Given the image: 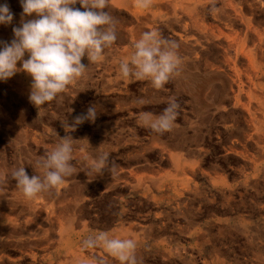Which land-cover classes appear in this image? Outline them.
I'll return each mask as SVG.
<instances>
[{"label": "rangeland", "instance_id": "1", "mask_svg": "<svg viewBox=\"0 0 264 264\" xmlns=\"http://www.w3.org/2000/svg\"><path fill=\"white\" fill-rule=\"evenodd\" d=\"M191 1L147 0L148 7H138L137 0H108L116 41L82 79L40 109L29 101L28 74L0 82V264H119L99 247H83L101 231L134 238L137 264H264V110L254 118L245 105L221 98L216 88L225 42L212 37L195 56L199 34ZM259 1L245 8L253 27L264 30ZM0 2L14 14L11 25H0V42H10L22 7L20 0ZM223 2L205 4L200 19L216 33H231L219 15ZM151 29L178 45L179 67L161 89L118 72L133 41ZM170 100L178 104L170 130L143 126L142 113L158 116ZM92 106L98 108L94 122L67 127ZM68 135L75 139L76 172L38 194L42 200L25 198L12 170L22 165L30 176L38 174L35 161ZM104 154L99 172L83 158ZM53 191L59 203L49 210L43 200ZM81 210L87 226L76 221ZM12 216L18 228L6 220ZM27 233L37 242H27ZM63 236L72 255L59 248Z\"/></svg>", "mask_w": 264, "mask_h": 264}, {"label": "clouds", "instance_id": "2", "mask_svg": "<svg viewBox=\"0 0 264 264\" xmlns=\"http://www.w3.org/2000/svg\"><path fill=\"white\" fill-rule=\"evenodd\" d=\"M79 2L81 8L74 5ZM20 25L13 28L14 38L0 42V82L17 73L31 77L29 101L38 109L56 100L70 85L82 79L88 66L104 59L105 49L116 41V21L106 8L108 0H20ZM138 7H148L147 0H137ZM83 9V10H81ZM28 17H33L27 19ZM14 20L9 5L0 2V25ZM132 53L121 59L119 75L125 79L147 80L154 89H161L177 71L180 57L178 45L161 37L156 29L144 31L133 41ZM27 55V58H25ZM87 58L88 64L83 63ZM178 104L170 100L158 116L142 113L143 126L163 133L172 128ZM97 106L89 107L86 115L67 125L72 131L85 120L95 121ZM71 135L61 137L46 154L33 165L38 174L29 175L24 166L14 168L11 177L28 199L61 185L65 177L76 172ZM81 151L85 150L83 147ZM93 171H103L107 154L90 158L85 155ZM85 249L101 248L119 264H137V241L101 231L83 241Z\"/></svg>", "mask_w": 264, "mask_h": 264}, {"label": "bare ground", "instance_id": "3", "mask_svg": "<svg viewBox=\"0 0 264 264\" xmlns=\"http://www.w3.org/2000/svg\"><path fill=\"white\" fill-rule=\"evenodd\" d=\"M211 1L214 0L191 1L196 16L195 28L199 34L195 35V56L200 58L201 49L210 38L223 39L224 62L218 68L222 75L218 78L220 83L216 89L221 98H232L236 104L245 105L247 111L257 118L258 113L264 110V30L253 27V13L248 14L245 6L253 8L260 1L247 0L245 4L242 0H224L219 15L225 25L232 27L231 33L220 29L216 33L215 26H206L201 22L203 6ZM237 25H242L244 29L234 31L233 27ZM207 63L210 65V62ZM214 78L210 77V80Z\"/></svg>", "mask_w": 264, "mask_h": 264}, {"label": "crops", "instance_id": "4", "mask_svg": "<svg viewBox=\"0 0 264 264\" xmlns=\"http://www.w3.org/2000/svg\"><path fill=\"white\" fill-rule=\"evenodd\" d=\"M59 190H60V187H59ZM54 192V195L53 196H51V198L49 197V198H47V199H44L43 201L44 202H46L47 204H48V206H47V208H49V210L50 209H53L54 207H55V205H56V203H59V201H58V196L56 195V193H55V191H53ZM60 194H61V192H60ZM61 196V195H60ZM42 196H40V195H37L35 198H34V203H36L37 201H39V200H42ZM66 199L64 198V201H65ZM85 200V199H84ZM84 200H82L81 201V203L83 204V201ZM88 200V199H87ZM61 202H63V201H61ZM80 202V201H79ZM36 207V205L35 204H33V208H35ZM97 206H93V208H92V210H91V212H92V214H93V216L94 217H96V215H97V213H96V211H97V208H96ZM19 210V209H18ZM86 215V212L84 211V210H81V211H79L78 212V215H77V217L75 216V218H76V221H77V223H82L83 221H84V223L83 224H85L86 226H87V220L86 219H84V216ZM157 216H159L158 214H157ZM6 220H9L10 221V223H11V225H12V227L13 228H18L19 226H20V223H19V219L18 218H16V217H7L6 218ZM86 222V223H85ZM26 224H30V221L29 222H27ZM164 228V227H163ZM122 237L123 238H132L131 236H129L127 233H124L123 235H122ZM24 238L26 239V241L27 242H30L31 244H34V243H36L37 242V240H38V238L39 237H35V238H33L31 235H28V233H27V236H24ZM25 241V242H26ZM24 242V243H25ZM69 239L68 238H65V236H63V238H61V241L59 242V248H60V250L62 251V252H66V253H68V254H73V251H71L70 250V245H69ZM71 251V252H70ZM34 258L36 259V257L34 256Z\"/></svg>", "mask_w": 264, "mask_h": 264}]
</instances>
